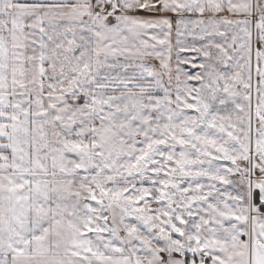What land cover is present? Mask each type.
<instances>
[{"label": "snow or ice", "instance_id": "obj_1", "mask_svg": "<svg viewBox=\"0 0 264 264\" xmlns=\"http://www.w3.org/2000/svg\"><path fill=\"white\" fill-rule=\"evenodd\" d=\"M0 264H264V0H0Z\"/></svg>", "mask_w": 264, "mask_h": 264}]
</instances>
